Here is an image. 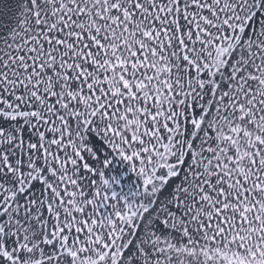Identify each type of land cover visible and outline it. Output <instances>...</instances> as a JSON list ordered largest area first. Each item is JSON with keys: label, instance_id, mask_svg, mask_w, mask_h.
I'll list each match as a JSON object with an SVG mask.
<instances>
[{"label": "snow or ice", "instance_id": "1", "mask_svg": "<svg viewBox=\"0 0 264 264\" xmlns=\"http://www.w3.org/2000/svg\"><path fill=\"white\" fill-rule=\"evenodd\" d=\"M0 264H264V0H0Z\"/></svg>", "mask_w": 264, "mask_h": 264}]
</instances>
